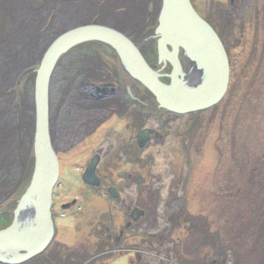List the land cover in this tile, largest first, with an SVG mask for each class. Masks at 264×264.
Masks as SVG:
<instances>
[{
	"label": "rangeland",
	"instance_id": "obj_1",
	"mask_svg": "<svg viewBox=\"0 0 264 264\" xmlns=\"http://www.w3.org/2000/svg\"><path fill=\"white\" fill-rule=\"evenodd\" d=\"M192 3L230 58L229 89L210 108L176 114L161 107L103 42H83L60 57L50 91L51 130L63 137L54 140L56 234L44 252L17 264H264V0ZM161 6L0 0V229L13 223L30 185L36 69L48 45L77 25H109L170 73L157 45ZM93 81L130 89L145 105L114 98V110H102L85 89ZM97 147H104L100 182L88 185L85 162Z\"/></svg>",
	"mask_w": 264,
	"mask_h": 264
},
{
	"label": "water",
	"instance_id": "obj_2",
	"mask_svg": "<svg viewBox=\"0 0 264 264\" xmlns=\"http://www.w3.org/2000/svg\"><path fill=\"white\" fill-rule=\"evenodd\" d=\"M161 3L156 30L158 51L164 63H171V73L155 69L129 36L109 25L74 26L58 34L46 48L36 69L34 169L30 185L14 211L13 223L0 229L1 263L17 264L41 254L56 234L52 204L60 163L50 134V91L58 60L72 47L91 40L111 46L130 77L143 84L161 107L176 114L210 108L226 95L231 64L220 34L197 11L192 0H161ZM180 47L190 55L201 56V76L196 82L186 77L179 59ZM196 64L194 61L193 69ZM97 160L90 162L84 175L90 184L98 183Z\"/></svg>",
	"mask_w": 264,
	"mask_h": 264
},
{
	"label": "flooded vegetation",
	"instance_id": "obj_3",
	"mask_svg": "<svg viewBox=\"0 0 264 264\" xmlns=\"http://www.w3.org/2000/svg\"><path fill=\"white\" fill-rule=\"evenodd\" d=\"M135 42V41H134ZM136 44V42H135ZM137 45V44H136ZM158 45V44H157ZM111 47V46H110ZM169 49H171V46L169 45L168 46ZM112 48V47H111ZM115 50V49H114ZM141 50V48H140ZM142 52V50H141ZM117 53V52H116ZM143 53V52H142ZM118 54V53H117ZM144 55V53H143ZM119 56V55H118ZM145 56V55H144ZM120 58V56H119ZM146 58V56H145ZM147 59V58H146ZM179 59H180V62L183 66V69L184 71L186 72V77L191 81V82H196L197 80H199V77L201 76V56L196 54V55H190L188 54V52H186L182 47H180V51H179ZM121 60V59H120ZM148 61V59H147ZM194 61H197V64L196 66L194 67L195 69L192 68V64L194 65ZM122 63V61H120ZM149 62V61H148ZM150 63V62H149ZM151 64V63H150ZM166 64H170L171 63L169 61H167L166 63H164V65ZM172 66V65H171ZM123 67V65H122ZM191 68L194 70L192 72V75H190V70ZM123 70H124V67H123ZM125 71V70H124ZM126 72V71H125ZM172 72V71H171ZM170 72V73H171ZM127 73V72H126ZM128 74V73H127ZM129 75V74H128ZM130 76V75H129ZM191 76V77H190ZM133 79V78H132ZM134 80V79H133ZM169 80V79H168ZM136 81V80H134ZM171 81V80H170ZM138 82V81H136ZM92 85H89L87 86L85 89H86V92L88 94L89 97H92L93 99L95 98L96 101H97V104H100V109L102 110H114L113 107H111V105H109V101H113V99H121V102H130V101H134V102H138V104L141 106V105H145V101L141 99L140 96L138 97H135L133 95V93L131 92L130 89H122V87H119V86H115L112 82H108V81H93ZM139 83V82H138ZM142 85V84H141ZM144 88H146L144 86ZM147 89V88H146ZM50 107H51V103H50ZM51 110V108H50ZM98 110V108L96 109ZM50 118H51V115H50ZM77 118V117H76ZM108 119L109 118H106L104 119L103 121H100L97 125L98 128H100L101 126H104L107 122H108ZM81 123H84V120H83V117H81V120H79ZM85 124V123H84ZM85 126H83V129H85ZM51 120H50V134H51V137H52V142L54 144V140L57 138V139H62V134L61 132L59 131H56V132H53L52 133V130H51ZM143 130H146V128H144ZM143 130H140L139 132V138L142 136V139L145 137L144 134H142ZM96 131V130H94ZM93 133V132H92ZM85 134V133H84ZM92 135V134H91ZM98 136V135H97ZM96 138V137H95ZM94 141V140H93ZM92 141V142H93ZM108 146V145H106ZM54 147H55V144H54ZM56 149V147H55ZM57 150V149H56ZM94 153L93 155H91V157H89L90 159L87 161L86 160V165L88 166V164L93 160V159H98L100 157V153L104 151V147H97L94 149ZM83 155V153H82ZM59 158V157H58ZM83 157H81L82 159ZM89 162V163H88ZM98 166V164H97ZM60 175H61V172H60ZM95 176H96V179L98 182H100V179L97 175V172L95 171ZM82 182H84V180H82ZM85 183L86 184H90L89 182H87L85 180ZM110 191V190H109Z\"/></svg>",
	"mask_w": 264,
	"mask_h": 264
},
{
	"label": "trees",
	"instance_id": "obj_4",
	"mask_svg": "<svg viewBox=\"0 0 264 264\" xmlns=\"http://www.w3.org/2000/svg\"><path fill=\"white\" fill-rule=\"evenodd\" d=\"M263 255H264V250L261 249V251L258 252V256L260 257V256H263ZM263 257H264V256H263Z\"/></svg>",
	"mask_w": 264,
	"mask_h": 264
},
{
	"label": "bare ground",
	"instance_id": "obj_5",
	"mask_svg": "<svg viewBox=\"0 0 264 264\" xmlns=\"http://www.w3.org/2000/svg\"><path fill=\"white\" fill-rule=\"evenodd\" d=\"M60 163V162H59ZM60 175V174H59ZM60 178V177H59Z\"/></svg>",
	"mask_w": 264,
	"mask_h": 264
}]
</instances>
